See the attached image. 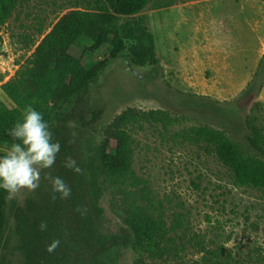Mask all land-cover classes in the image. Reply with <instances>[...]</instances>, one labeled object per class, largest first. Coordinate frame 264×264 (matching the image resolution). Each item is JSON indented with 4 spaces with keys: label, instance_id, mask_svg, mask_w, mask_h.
Here are the masks:
<instances>
[{
    "label": "rangeland",
    "instance_id": "1",
    "mask_svg": "<svg viewBox=\"0 0 264 264\" xmlns=\"http://www.w3.org/2000/svg\"><path fill=\"white\" fill-rule=\"evenodd\" d=\"M152 0L139 15L147 17L159 63L136 66L127 52L111 59L99 79L59 112L71 143L94 149L105 128L129 107L168 111L176 121L135 127L134 168L149 182L155 205L165 214L176 253L151 264H264V193L234 183L231 172L203 142L192 138V127L210 126L245 142L244 133L264 137V74L256 77L264 55V0H176L155 9ZM105 0H20L0 29V75H14L59 15L79 7L96 9ZM90 44L77 42L80 50ZM106 43L90 67L106 58ZM0 103L12 106L0 88ZM230 105V106H228ZM227 106V107H225ZM237 112L242 129L224 115ZM82 118L86 126L77 123ZM58 120L54 126L59 125ZM92 151H89V155ZM43 169L40 170L41 180ZM38 182V183H39ZM21 189L7 198L8 240L0 264H21L16 249L13 209L34 193ZM100 204L103 230L124 227L126 196L104 184ZM138 257L124 248L120 264Z\"/></svg>",
    "mask_w": 264,
    "mask_h": 264
},
{
    "label": "trees",
    "instance_id": "2",
    "mask_svg": "<svg viewBox=\"0 0 264 264\" xmlns=\"http://www.w3.org/2000/svg\"><path fill=\"white\" fill-rule=\"evenodd\" d=\"M107 6L96 9L74 7L58 16L33 46L25 62L7 81L0 75L1 89L12 106L0 103V153L11 143L5 129L21 118V111L31 105L49 123L54 139L61 148L51 168L43 169L39 187L16 204L13 209L16 249L21 264H120L122 250L133 249L138 257L133 264H151L148 259H163L176 253L174 240L163 210L155 205L147 179L134 168L135 127L161 123L165 129L176 118L160 109L139 110L129 107L116 115L105 128L104 140L94 149L71 143L65 121L75 120L71 114L59 112L96 82L111 59L127 52L136 66L159 63L153 33L147 17L139 15L152 0H105ZM20 0H0V29L7 24ZM176 0H159L155 9L169 7ZM87 38L90 44L78 50L77 42ZM2 38L0 37V42ZM109 54L88 67L93 55L104 44ZM264 74V55L256 77ZM230 106V105H228ZM227 107V106H225ZM242 129L237 112L224 115ZM60 122L56 127L54 121ZM78 124L86 126L79 117ZM193 139L205 143L232 174L235 184L264 193V137L256 131L244 133L241 142L226 131L210 126L192 127ZM92 154L89 155V151ZM71 157L80 167L76 174L63 165ZM60 176L71 189L61 199L52 198L51 177ZM126 196L125 226L116 233L103 230L104 209L100 204L104 184ZM8 194L0 190V259L8 240ZM77 206L87 209L81 216ZM46 225L44 231L39 226ZM58 239L59 246L51 253L45 246Z\"/></svg>",
    "mask_w": 264,
    "mask_h": 264
},
{
    "label": "clouds",
    "instance_id": "3",
    "mask_svg": "<svg viewBox=\"0 0 264 264\" xmlns=\"http://www.w3.org/2000/svg\"><path fill=\"white\" fill-rule=\"evenodd\" d=\"M4 134L11 143L6 151L0 153V190L10 197L21 189L35 190L39 187L40 170L51 168L55 163L61 148L60 142L54 139L50 125L41 112L31 105L22 109L21 118L5 129ZM63 166L76 174L81 172L71 157L65 158ZM50 179L53 199L57 193L61 199L70 196L71 189L60 176ZM74 211L83 216L87 209L77 206ZM39 228L44 231L46 225L42 222ZM59 244L60 241L54 239L45 246V251L51 253Z\"/></svg>",
    "mask_w": 264,
    "mask_h": 264
},
{
    "label": "crops",
    "instance_id": "4",
    "mask_svg": "<svg viewBox=\"0 0 264 264\" xmlns=\"http://www.w3.org/2000/svg\"><path fill=\"white\" fill-rule=\"evenodd\" d=\"M12 76H13V75H12ZM12 76H11V77H12ZM11 77H10V78H11ZM7 80H8V79H7ZM7 80H6V81H7ZM0 88H1V83H0Z\"/></svg>",
    "mask_w": 264,
    "mask_h": 264
}]
</instances>
